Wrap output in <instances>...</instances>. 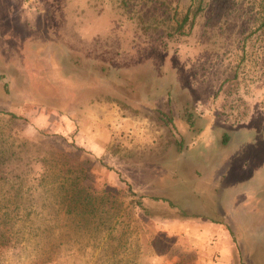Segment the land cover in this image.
<instances>
[{
	"label": "rangeland",
	"instance_id": "obj_1",
	"mask_svg": "<svg viewBox=\"0 0 264 264\" xmlns=\"http://www.w3.org/2000/svg\"><path fill=\"white\" fill-rule=\"evenodd\" d=\"M136 17L0 0V264H264L262 0H204L175 39ZM70 185L101 219L66 214Z\"/></svg>",
	"mask_w": 264,
	"mask_h": 264
},
{
	"label": "trees",
	"instance_id": "obj_2",
	"mask_svg": "<svg viewBox=\"0 0 264 264\" xmlns=\"http://www.w3.org/2000/svg\"><path fill=\"white\" fill-rule=\"evenodd\" d=\"M203 3L204 0H200L199 6L196 10H192V7H190L182 17H179L178 0H120V7L131 15H137L136 18L138 19V23L144 31H158V29L163 28L162 38L175 39L189 34L187 31L192 30L196 18L203 10ZM262 8L264 9V0H262ZM187 108L188 106L185 108V113ZM10 118L13 120L21 119L14 114H10ZM187 122L191 127H194L195 124L197 126V121L192 118H188ZM170 123H172V119ZM196 126L194 129H196ZM129 191H131V187L129 188ZM140 199H142V197ZM140 199L138 203H136V206L141 208V210L147 215H151L148 208L143 206V202H140ZM103 202L104 198H98L95 192H87L85 187L82 188L78 185H70L66 188L64 203L66 214H75L79 217H84L87 221H89L88 218H94L90 221L95 222V218L99 220L105 213L103 211L105 210L103 209V207H105V205L103 206L102 204ZM34 207V204H28L26 207L28 213L27 221L30 223L33 222L34 216H36V211H33ZM13 211L10 213V217H12L10 220L0 223V229L3 227H10L11 231L14 232L15 224H13L12 221L14 215ZM1 215H3V219H5L4 217L6 213L4 215L0 212V217ZM180 217L183 219L186 218L182 215H180ZM220 224L222 223L220 222ZM1 237L2 234H0V238Z\"/></svg>",
	"mask_w": 264,
	"mask_h": 264
}]
</instances>
